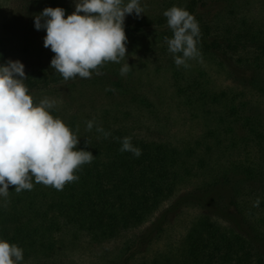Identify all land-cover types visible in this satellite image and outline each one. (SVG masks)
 Wrapping results in <instances>:
<instances>
[{"label":"trees","instance_id":"16d2710c","mask_svg":"<svg viewBox=\"0 0 264 264\" xmlns=\"http://www.w3.org/2000/svg\"><path fill=\"white\" fill-rule=\"evenodd\" d=\"M250 1L174 0L156 15L124 22L126 49L136 51L152 32L173 36L165 10H187L200 28V54L232 81L216 90L198 76L173 72L184 103L201 120L200 131L181 143L145 137L105 115L89 131L80 116L55 105L49 109L79 136L77 149L90 151L94 159L63 190L33 178L31 190L17 193L9 185L8 197L0 196V240L23 250L21 262L58 264L63 251L80 239L94 244L123 239L117 257L103 264H264V112L252 110L245 94L264 96V21ZM45 7L71 14L67 0H23L14 18L0 24V65L9 59L24 65L23 83L34 104L50 87L85 85L98 76L93 71L89 79L64 80L50 63L30 62L27 47L14 51L9 33L34 24ZM97 126L111 135L105 139ZM126 136L141 149L139 157L119 150ZM257 198L259 206L253 207ZM182 206H198L205 214L179 243L151 250Z\"/></svg>","mask_w":264,"mask_h":264},{"label":"clouds","instance_id":"9594fccd","mask_svg":"<svg viewBox=\"0 0 264 264\" xmlns=\"http://www.w3.org/2000/svg\"><path fill=\"white\" fill-rule=\"evenodd\" d=\"M144 10L139 0H75V9L65 16L62 7H45L34 16L36 30L45 29L43 46L55 54L50 67L64 80L89 79L93 71L106 62L120 63L126 57L127 36L124 30L126 15L139 18ZM167 24L173 31L165 37L168 51L177 67H190L188 61L200 57L197 43L201 35L198 22L187 10L173 6L164 11ZM130 71L125 63L120 74ZM27 78L24 65L9 59L0 65V196L7 198L9 185L17 193L33 188L36 183L63 190L66 183L79 179L75 175L82 165L91 163L90 151L77 149L78 135L60 118L50 114L54 100L42 99L34 104L23 83ZM94 121H87L91 131ZM77 128V132H78ZM98 133L107 139L111 133L97 126ZM131 137L121 140V152L139 157L141 149L134 146ZM85 145H90L85 139ZM259 198L253 207L259 206ZM23 250L15 244L0 240V264H18Z\"/></svg>","mask_w":264,"mask_h":264},{"label":"rangeland","instance_id":"374dc122","mask_svg":"<svg viewBox=\"0 0 264 264\" xmlns=\"http://www.w3.org/2000/svg\"><path fill=\"white\" fill-rule=\"evenodd\" d=\"M22 1L0 0V24L6 18H14ZM173 1L139 0L144 10L139 18L156 15L161 7ZM127 2L124 0L125 4ZM67 6L72 13L75 0H67ZM250 8L264 21V0H251ZM135 18V13L126 15L125 21H133ZM45 35V29L36 30L34 24H31L22 31L9 33L8 38H11L14 51L27 47L32 52L30 62L42 60L50 63L55 54L43 46ZM125 63L130 65V71L122 76L120 69ZM188 63V68L177 67L164 37L152 32L142 47L136 51L127 50L126 57L120 63H109L102 75L94 77L96 82L85 85L77 82L74 86L67 83L50 87L37 95L40 101L44 98L54 100L55 106L81 119L94 121L105 115L111 122L126 125L145 137H163L181 143L194 132L200 131L201 120L194 118L189 106L184 103L176 86L178 81L172 78L173 72H179L180 77L198 76L216 90L230 85L232 81L225 70L201 54ZM232 86L238 87L237 84ZM245 94L252 110L264 112V96H253L250 91H245ZM204 214L205 211L198 206H182L177 209L169 217L162 237L151 246V250L165 249L179 243L191 224ZM123 244V239L102 244L80 239L74 247L70 248L69 245L63 251L57 263L103 264L109 259H115ZM18 264L34 263L20 261Z\"/></svg>","mask_w":264,"mask_h":264}]
</instances>
